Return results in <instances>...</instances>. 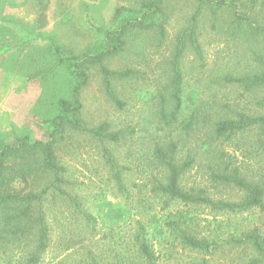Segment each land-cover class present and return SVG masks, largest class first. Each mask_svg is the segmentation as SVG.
<instances>
[{
    "label": "rangeland",
    "instance_id": "1",
    "mask_svg": "<svg viewBox=\"0 0 264 264\" xmlns=\"http://www.w3.org/2000/svg\"><path fill=\"white\" fill-rule=\"evenodd\" d=\"M140 1L40 0L30 29H4L0 67L13 73L8 83L15 87H0V145L24 135L31 140L47 137L60 113L58 101H71L74 79L67 57L99 53L105 47L104 33L137 16ZM161 8L157 22L163 25V35L157 22L145 29L130 27L122 36V47L103 56V65L116 74L109 82L98 63L83 64L88 75L79 93L81 127L65 125L55 136L56 161L64 169L58 184L62 190L53 186L42 199L48 237L37 264H137L141 261L132 239L137 221L144 224L157 264H264L251 245L231 240L253 227L264 239V211L185 203L154 188L166 177L155 149L166 150L174 142L178 162L188 153H198L196 162L180 174L182 188L194 187L212 200L240 201L243 191L210 176L211 168L216 169L211 156L220 151L222 165L264 189V135L257 127L220 139L209 150L203 145L208 124L224 115L264 114V84L245 88L225 80L264 73V0H162ZM193 15L195 42L186 36L178 58L180 106L168 125L165 119H170L175 105L169 88L174 54ZM106 87L112 88L120 105ZM194 110L197 118L185 127ZM102 124L119 138L89 131ZM33 169L26 190L38 193L53 175L40 163ZM174 222L216 246L206 253L183 245L172 230ZM1 228L2 224L0 264H25L36 247L35 231L17 238Z\"/></svg>",
    "mask_w": 264,
    "mask_h": 264
},
{
    "label": "trees",
    "instance_id": "2",
    "mask_svg": "<svg viewBox=\"0 0 264 264\" xmlns=\"http://www.w3.org/2000/svg\"><path fill=\"white\" fill-rule=\"evenodd\" d=\"M162 0H141L139 6V13L137 16L128 18L121 23L118 28L113 31H106L104 33L105 47L96 53L93 57H87L82 55L80 57H67L72 64L71 74L74 79V86L71 93V101L66 99H60L58 101L60 113L54 119L53 129L48 133L45 139L31 140L28 136L16 137L12 142L0 145V226L2 224L1 232L7 233L10 236H17L19 238L22 235H26L32 230L35 231L36 247L34 251L29 253L25 260V264H37L42 252L47 246L48 227L45 222V215L42 211V199L48 192V189L56 186L60 189V184L63 179L64 169L56 161L54 153V142L56 134L65 125H72L74 127H81V121L78 118L79 111L81 109V102L79 99V93L81 88L87 82V71L83 64L87 62H96L100 65V69L105 77L106 82H109L110 76H115L114 72L109 71L102 63L103 56L117 52L123 45L122 36L131 27H137L145 29L150 27V23L157 22L162 19ZM159 28V34H164L163 25L161 22L156 23ZM195 16L192 17L190 26L184 31V34L178 38V47L174 54L172 63V87L170 88V97L175 105L170 113V119L167 118L164 106L160 108L161 117L164 118L166 124L170 125L176 119V113L180 106V82L181 73L178 68V58L185 46V37L187 36L189 41L195 42ZM56 52L60 50L55 48ZM81 57H84L82 59ZM66 58V57H62ZM37 74L31 77H36ZM226 81L238 82L245 86V88H256L264 84V73H260L251 77H226ZM107 93L111 96L113 101L120 105V100L113 94L111 87H106ZM261 103L264 106V97L261 99ZM221 112V111H219ZM198 111L194 110L190 119L185 123V127H190L192 120L198 116ZM222 113V112H221ZM208 119V117H205ZM205 137L206 141L203 145L208 147L207 150L212 148L220 139L229 138L237 131H241L250 127H257L264 135V114L249 115L241 112H233L232 115L226 114L224 118H220L211 124H208ZM83 127V126H82ZM92 134L105 137L111 140H117L119 134L107 133L106 125H100L96 129L89 130ZM176 143H170V146L165 150L161 147L155 149V155L157 159L164 165L166 169L165 181H158L154 184V188L165 196L171 199H179L185 203H207L213 208L219 210H231V211H245L253 207L259 208L264 211L263 194L264 189L258 183H254L245 179L235 169H227V165H222V154L211 156L215 163V170L211 168L210 176L222 183L232 184L239 190L243 191V196L238 202H225L222 200H212L209 197L203 195L201 190H196L194 187L184 189L181 187L179 177L181 172L193 165L198 153L190 154L186 158L178 162L176 160ZM28 158L31 160L29 161ZM112 165L113 159H108ZM40 163L41 168L44 171L50 172L53 175V181L45 185V187L38 193H34L27 189L30 182L29 178L33 177V166ZM117 181L119 176L116 175ZM62 190V189H60ZM62 192V191H61ZM69 197V196H68ZM69 199L75 203L74 199ZM18 208L16 212H12L10 208ZM21 207V208H19ZM38 210L36 216L33 215V210ZM33 215V216H32ZM87 220L90 219L89 214L84 213ZM24 224H27L26 227ZM138 229L133 235V242L135 244V251L138 253V258L141 262L137 264H157L154 254L150 251L147 239L145 235L144 224L137 221ZM172 230L176 232L177 238H180V242L188 246L191 249L202 250L209 252L214 246L215 241H207L203 237H197L196 235L187 232L183 228L181 229L178 222L171 223ZM141 230V231H140ZM237 243L249 244L257 252L260 260L264 261V239L261 237L259 230L253 227L250 230L245 231L242 237L233 238ZM92 264V263H91ZM96 264V263H93Z\"/></svg>",
    "mask_w": 264,
    "mask_h": 264
},
{
    "label": "crops",
    "instance_id": "3",
    "mask_svg": "<svg viewBox=\"0 0 264 264\" xmlns=\"http://www.w3.org/2000/svg\"><path fill=\"white\" fill-rule=\"evenodd\" d=\"M39 4L40 0H0V36L6 34L4 29L8 27L30 29L36 23ZM9 75L13 73L0 67V87H15L8 83Z\"/></svg>",
    "mask_w": 264,
    "mask_h": 264
}]
</instances>
